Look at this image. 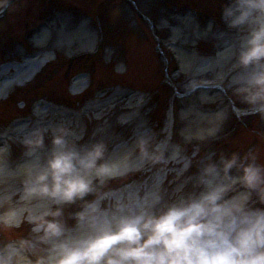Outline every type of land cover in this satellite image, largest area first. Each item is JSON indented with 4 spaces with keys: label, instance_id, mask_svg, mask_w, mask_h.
Segmentation results:
<instances>
[{
    "label": "rangeland",
    "instance_id": "1",
    "mask_svg": "<svg viewBox=\"0 0 264 264\" xmlns=\"http://www.w3.org/2000/svg\"><path fill=\"white\" fill-rule=\"evenodd\" d=\"M6 1L9 0H0V10ZM38 1L18 2L9 8L10 12L6 17L0 19V63L24 57L32 45L23 38V32L26 31L25 37L28 39L32 23L47 11L58 9L60 15L66 16L67 6L57 5L60 1L92 11L98 9L106 18L113 12L115 21L120 25L118 13L113 8L99 5L97 0H55L56 5L53 0L49 4L40 0V7ZM112 1L117 2L114 6L122 13L125 28L121 30L114 21L103 20L107 47L102 49L94 62L99 67L95 80V70L92 71L91 65V68L83 71L89 76L78 83V88H71L70 81L67 85L70 90L66 88L67 75L82 69L83 62L91 63L88 56L92 51L91 41L94 35L87 37L82 28L69 32L63 26L64 28L57 29L56 34L45 38L44 42L38 38L35 40V45L48 50V54L51 50V63L48 62L42 69L41 63L31 62L29 71L34 68L42 69L40 75L28 84H16L9 90L11 99L17 103V107L11 108V116L32 112L38 117H52L47 116L48 112L43 110L28 109L31 98L35 95L57 98L62 102L69 101L76 106L84 97H88L84 112L93 108L85 116L86 122L82 125L72 120H49V124L40 131L27 133L23 130L8 146L0 149V243L17 236L26 242L24 246L28 251L31 250L36 256L45 254L44 257L53 256V247L56 246L59 264L62 258L70 264H264V222L248 221L252 213L242 219L247 208H264V85L250 93H241L254 86L258 79L264 78L263 42L255 40L257 42L252 50L243 54L239 47L241 42L237 43L234 47L238 54L232 57L230 63L215 70V73L208 71L195 75L183 68L186 76L181 77L174 72L170 54L157 48L156 32H152L142 15L133 12L134 8L129 7L125 0ZM144 1L151 4L159 0H139L142 3ZM166 1L173 4L169 5L170 19L159 22L167 24L174 21L172 15L175 9H181L183 3ZM228 2L233 6L238 0H216V6L213 0H204L201 10L210 12L215 9L216 12L212 15H219ZM263 2L261 0L262 5ZM259 5L260 1L256 0L253 3L254 11L249 12L247 17L234 20L242 25L239 28L226 25L220 17L208 18L207 22L203 20L205 14L199 16L185 11L189 17L187 28L172 35V39L181 45L178 51L187 65L195 54L202 58L195 64V68L208 64L210 49L217 38L213 37L212 31L199 35L196 29L209 24V21L215 23L217 34L220 35L239 34V39L244 40L248 37L254 39L258 33H261V37L264 36V16L260 14L264 9L261 5L262 9L257 10ZM73 7L72 16H75L77 10L81 9ZM216 24L220 26L217 27ZM63 37L71 38L74 43L64 41L66 47L58 46L61 41L57 40ZM228 42L232 43L231 40ZM70 57L75 60L67 63L65 58ZM232 67L241 70L237 80L233 81L235 87L231 92L238 95L235 98L241 108L238 121L234 120L235 117L230 112L226 118L224 115L217 118L219 122L216 127L208 123L197 127L193 134L187 131L188 127H184L183 122L179 127H164L165 116L170 109L167 104L172 100L170 98L174 96L175 88L178 92H183L194 79L219 78L226 68ZM11 71L16 72L14 69ZM29 71H24L20 77L25 79ZM50 81L53 85L49 87L48 93L38 90L42 83ZM83 83H89L90 86ZM118 85L131 92L125 97L114 98L109 88ZM132 87L140 92L145 89L149 94L143 95L130 89ZM102 88L105 89L94 93ZM76 90L81 93L76 94ZM238 91L241 94H236ZM93 101L98 102L99 106L90 104ZM204 102L209 100H200L197 105ZM251 105L257 107L252 109ZM135 110L138 117H148V124L143 119H136ZM181 111L187 124L195 119L207 122L213 118L200 115L195 106L190 111L184 108ZM10 114L0 118V129ZM138 125L150 129H154L152 126L155 125L158 131L154 133V139L151 136L152 140L144 138L141 141L142 134ZM63 131L69 134L66 145L88 142L91 145L90 151L68 159L59 170L57 167L48 176L33 172L35 170H29L34 174L20 172L11 165L12 159L18 154L28 153L35 146L43 144L47 140L45 133L54 137ZM127 139L131 141V146L139 145L138 151L145 149L151 156V161L143 162L142 165L126 162L131 165L130 169H126L128 175L104 176L103 169L120 149L117 147L118 142ZM60 148L57 147V152H60ZM55 155L57 154L52 153L38 162L40 165L54 162ZM90 156L91 159L97 156L100 165L103 162L102 169L100 167L90 172L84 184L66 186L68 179L73 177V172L77 175L90 170ZM114 159L116 167L119 162L125 163L123 157ZM220 160L233 163L228 165L229 175L217 171L216 166L222 167L218 165ZM212 161H217V164ZM31 166L38 167L34 164ZM207 170L218 173L216 179H207L204 176ZM137 171L139 172L136 173ZM132 179L140 181L131 182L123 189L122 194L105 193L107 187ZM203 179L206 181H201ZM216 183L220 186L211 188ZM210 193L215 196H210L205 202V197ZM98 195L102 196L101 201ZM87 204L90 206L87 207ZM219 214H222L221 225L210 228L211 220ZM181 217H185L183 222ZM46 219H51L53 229H45L43 222ZM234 221H241L236 230ZM221 228L226 229L218 236L216 233ZM211 229L214 231L213 236ZM16 259L17 255L5 259L3 263L14 264Z\"/></svg>",
    "mask_w": 264,
    "mask_h": 264
},
{
    "label": "bare ground",
    "instance_id": "2",
    "mask_svg": "<svg viewBox=\"0 0 264 264\" xmlns=\"http://www.w3.org/2000/svg\"><path fill=\"white\" fill-rule=\"evenodd\" d=\"M262 8L264 9V2H263V5H262ZM261 8V9H262ZM260 14H261V16H264V11H261L260 12ZM261 33H258L257 34V36H256V38H254V39H252V38H247L245 41V49L247 50V51H250V50H252L251 49V45H254L255 44V42H257V41H255V40H257V38H259L260 40L259 41H261V42H263L264 41V39H262L261 38ZM258 36H260V37H258ZM258 41V42H259ZM234 49L233 48H230V49H228V50H225V51H223V52H221L220 54H219V56H218V58L216 59V60H214V61H212V63L210 64H208V65H206V66H202V67H199V68H195L194 67V65L195 64H197V62L199 61V58L198 57H196V56H193L192 58H190V60L188 61V65H187V61L185 62V68L184 69H186L189 73H194L195 75H200L201 73H205L206 71H208L209 69H210V71H212L213 73H215V70H217V69H219L220 67H224L225 65H226V63H229L230 61H228V62H224V60H228V59H232V56H233V54H234ZM47 57V56H46ZM39 62H41V59H40V57H37L35 60H33L32 61V63H39ZM184 63V62H183ZM210 65V66H209ZM33 71V70H32ZM31 71V72H32ZM31 72H29V75L31 74ZM29 75L28 76H26V78L27 77H29ZM222 75V74H221ZM238 76H239V74H237L236 76H234L233 77V80H236L237 78H238ZM240 78V77H239ZM22 80V79H21ZM21 80H19V81H21ZM15 82V80H7V81H4V82H2L1 84H0V96L6 91V90H8L9 89V87H11L12 86V84ZM77 93V92H76ZM204 100H205V98H204ZM89 113V112H88ZM87 113V114H88ZM217 115H219V114H216V115H214V116H217ZM213 120H216V119H213ZM213 120H210V121H207L208 123H211V124H213V126H214V121ZM188 128H187V131L190 133V134H193L194 132H195V129L197 128V127H202V125H206L204 122H195L194 120H192V122L190 121V122H188ZM185 127V126H184ZM125 149V148H124ZM36 159H34L33 161H35ZM32 161V162H33ZM30 163V162H29ZM29 163H26L25 165H22L21 167H20V169L22 170L23 168H25V167H27L28 165H29ZM29 168V167H28ZM38 170V169H37ZM50 172H52V169H50V168H47V167H44V168H42L41 170H40V172H39V174H44V176H48V174L50 173ZM78 172V171H77ZM83 177L84 176H81L80 177V179L79 180H77L78 182H81L82 181V179H83ZM75 180H76V178H74L73 180H71V181H69V182H67V184L68 185H73L74 183H75ZM210 196V195H209ZM208 196V197H209ZM112 232H115L114 230H111ZM116 233V232H115ZM92 236V235H91ZM99 237L101 238V235L99 234ZM59 254H57L56 256H54V257H56V259L58 260V256ZM56 260V264H59L58 263V261ZM61 261L62 262H60V264H70V262L69 261H67L66 259H64V258H62L61 259Z\"/></svg>",
    "mask_w": 264,
    "mask_h": 264
}]
</instances>
